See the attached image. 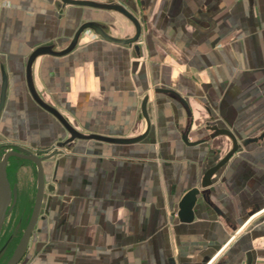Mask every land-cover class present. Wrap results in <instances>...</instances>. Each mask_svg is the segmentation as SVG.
<instances>
[{"label": "crops", "instance_id": "crops-1", "mask_svg": "<svg viewBox=\"0 0 264 264\" xmlns=\"http://www.w3.org/2000/svg\"><path fill=\"white\" fill-rule=\"evenodd\" d=\"M18 1L0 24L7 74L0 129L35 144L52 138L49 118L57 120L32 100L18 44L47 43L88 19L109 28L123 23V33L107 29L115 37L133 28L117 12L60 14L53 0ZM114 1L141 23L140 56L87 29L71 52L36 58L34 84L66 99L87 130L109 136L143 131L139 105L148 94L149 134L132 144L82 140L58 162L41 219L46 246L30 264H244L248 250L251 264H264V136L241 145L214 173L213 189L205 190L210 202L198 198L192 221L175 216L208 151L221 158L231 147L223 135L186 145L180 132L189 120L191 141L205 135L208 111L239 140L264 131V0ZM158 86L185 98L189 116Z\"/></svg>", "mask_w": 264, "mask_h": 264}, {"label": "water", "instance_id": "water-1", "mask_svg": "<svg viewBox=\"0 0 264 264\" xmlns=\"http://www.w3.org/2000/svg\"><path fill=\"white\" fill-rule=\"evenodd\" d=\"M66 5H74V6H82V7H91L96 9L103 10H111L121 14L124 18H126L133 26V33L127 37H115L111 35L107 29L108 26L104 22H100L93 19L84 20L78 24V26L74 29L70 39L67 44L62 48L56 49L57 43L50 42L39 44L31 49L28 53L25 65H24V76H25V84L27 90L31 96V98L35 101L37 105H39L42 109L50 113L64 128L67 132V137L55 141L53 145L48 148L37 149L36 151H32L29 149L15 147V149H11L6 151L0 157V231L4 222L6 215L11 211L12 207L16 201V185H10L8 178L6 176L5 167L7 164V160L10 156H15L21 159H27L31 161L35 166V195L32 204V209L27 220L26 226L22 231L20 239L11 254V256L7 259L4 264H16L21 256L23 255L27 243L29 241L30 235L35 230H40L37 228L39 220L43 219L44 216L41 215V206L44 198V193L46 191L52 192L54 190L53 184L47 182L45 180V171L43 162L51 159L53 156L62 153L63 150H70L76 140H97L107 143L113 144H132L137 143L145 139L150 130V118L147 110V102H148V94H144L141 98L139 109L140 115L145 121V127L143 131L134 136H109L96 132H81L76 126H74L65 115L54 105L45 101L38 93L34 80H33V64L37 57L49 54L53 56H61L71 52L79 41V37L81 34L87 30H92L96 35L101 37L103 40L108 41L117 45H125L131 49V55L139 57L140 56V46L138 44L139 37L141 35V23L136 15L125 5L117 1H97V0H59V6L64 7ZM0 114L6 99V91H7V74L5 72L4 66L0 63ZM156 92L164 93L168 96H171L177 99L183 108L185 109L187 115L189 116L190 110L185 98L180 96L176 91L170 88H166L164 86H158L154 88ZM210 115V112L208 111ZM191 122L189 120L187 126L180 132L181 140L186 145H195L197 143L202 142L204 139H199L195 141H191L188 138V132L190 130ZM213 131L209 134V137L213 138L215 136L223 135L226 136L230 142V149L222 156V158L216 162L214 165L208 167L201 177L200 187H211V176L215 173L226 161L233 155L241 145H245L249 142H257L264 136V131L261 132L258 136L252 138H245L239 140L234 132L226 127L218 126L214 124L211 126ZM201 194L200 189L197 186H192L188 188L182 196L177 201V209L175 212V216L180 222H190L194 218L193 207L195 202L197 201L198 196ZM204 198V193L202 194ZM207 202H209L207 198ZM218 211L217 208H214ZM174 213V212H172ZM252 254L248 250L245 254V263L251 264Z\"/></svg>", "mask_w": 264, "mask_h": 264}, {"label": "rangeland", "instance_id": "rangeland-1", "mask_svg": "<svg viewBox=\"0 0 264 264\" xmlns=\"http://www.w3.org/2000/svg\"><path fill=\"white\" fill-rule=\"evenodd\" d=\"M97 1H109V0H97ZM110 1H114V0H110ZM52 2H53V9L55 10V12L59 11L60 14H63L64 12H66V13L71 12V14H102V13H98L95 11L93 12V10H101V11L103 10V9H96V8H91V7H83L82 8V6L78 7V6H74V5H67V6L61 8V7H59V0H53ZM26 5H28V4H26ZM31 5H33V3ZM20 7H21V3L18 0H1V2H0V14H1L0 24H1V27H2L3 22L9 18L8 14H11L12 12H14V10L15 11L19 10ZM140 9L143 10L144 7L140 6ZM91 10L93 13L91 12ZM103 11L115 12V11H111V10H103ZM104 14H106V13H104ZM115 14H117V13H115ZM119 17H121V16L119 15ZM124 20H126V19L124 18ZM129 24L131 25V28H133L132 24L131 23H129ZM110 26L112 27V28L110 27L112 30L116 31V29H117L118 33L124 32L125 26L121 22H118L117 24H113ZM110 28L108 26V29H110ZM73 31H74V27H71V31H69L68 34L55 36L51 40H49V42H47V43L56 42L57 43L56 49L62 48L64 45L67 44V42L70 39ZM1 32H2V30L0 29V36H1ZM28 39H30V38H28ZM18 45H20L21 48L24 50V53H23V56L21 59L22 63L24 64L28 53L31 51V49L34 46L37 45V43H33V40L30 39V40H28L27 43L23 42L21 44L19 43ZM4 58H5L4 52L0 51V59H4ZM37 83H38L39 95L45 101L49 102L52 105H55L65 115V117L74 126H76L81 132H83V133L91 132V131L87 130L78 121L76 115L71 110V106L68 104L66 99L57 100L52 94H50V93L48 94L42 89L39 81ZM44 114H46V113H44ZM49 120H51V123L53 124L52 128H54L52 138L49 139V138H47V136L46 137L44 136L45 138L42 139L41 141L39 140L38 143H35L33 145H29V148L32 149L33 151H36L37 149L48 148L51 145H53L55 143V141L67 137V135H68L67 132L64 130V128L62 126L57 124L58 121L56 122V121H54V119H51V118H49ZM0 134H2L1 129H0ZM13 140H15L16 143L17 142L19 143V141H22V140L26 141V139L25 140L24 139H13ZM13 140L11 142L15 143ZM17 140H19V141H17ZM80 141H82V140L79 139V140L74 141V144L70 150H63L62 153L53 156L49 160H46L47 163H46V169H45V180L47 182H54L53 179L55 177L56 165L58 164V162L62 158H65V157L71 155L73 148L75 147V144H77ZM146 142H148V141L146 140ZM26 160L20 161V160H14L13 159L10 162V166L13 169V171L11 173V180L14 182L16 181L18 183L20 190L18 193L17 203L15 206H13L14 208L11 209V211L6 215L5 223H8V222L11 223L12 221H14V219H16L15 215H16L17 211L26 210V212H27V210H28V212H29V209L32 206V203L34 200V195H35V188H36L35 187L36 186L35 185V166L31 161H29V160L26 161ZM54 193H55L54 191H52V192L46 191L45 192V195H44L45 196V202L43 204V208L41 207V213H40L41 215H43V216H44V214L46 215V213L44 212L45 203H50L52 201V198L54 197L53 196ZM26 218H27V216H26ZM41 221L42 220H39V223L37 225V228H39V229L42 228V225H41L42 222ZM42 239L43 238L41 236L40 230H38V231L35 230L31 236V238H30L29 248L27 249L24 256L16 264H30L32 258L36 255V253H38L41 249L44 248V246H46V243H44ZM5 260H6V257L4 256V258L0 259V264H2Z\"/></svg>", "mask_w": 264, "mask_h": 264}, {"label": "flooded vegetation", "instance_id": "flooded-vegetation-1", "mask_svg": "<svg viewBox=\"0 0 264 264\" xmlns=\"http://www.w3.org/2000/svg\"><path fill=\"white\" fill-rule=\"evenodd\" d=\"M214 124H217L219 126V124L215 120V118H213L211 116V114L210 115L208 114L207 120L204 122V124L201 127V130H202L203 133H205V135H202L200 137V139L206 138L202 142L210 141L211 139H213V138L209 137V134L213 131V129H211V126L214 125ZM12 140L13 139H11V137L7 136V134H5V133L0 134V157L6 151L11 150V149H15V147H21V148L32 150V149L29 148V145H33V144H31V142H29L27 140L26 141L17 140V141H19V143L18 142L16 143L15 140H13L15 143H12L11 142ZM221 158L218 157V151L216 149H210L208 151V153L206 154V156L201 161L200 166H201V171L202 172H201V174L199 176L198 181L194 185H192V186H197L200 189V191H201V194L198 196V198L202 197L203 196L202 194L204 193V195H205L204 199L207 200L208 196L206 195L207 193L205 192V190L207 189L208 191H211L213 189V175H214V173L211 176V181H212L211 187L210 186L204 187V188L200 187L201 177L203 175V172L208 167L214 165ZM13 159L14 160H20V161H25L26 159H21V158L15 157V156H10L8 158V160H7V164H6V167H5L6 176L8 178V181H9L10 185L11 186L13 184L16 185V201H15V204H14V206H15L16 203H17L18 193H19L20 188H19L18 183L16 181L14 182V181L11 180V173H12L13 169L10 166V162ZM192 186H190V187H192ZM198 198H197V200H198ZM168 200H169V206L172 209L175 203L171 202L172 201V196H171L170 193L168 194ZM13 208L14 207H12V209ZM31 209H32V206L29 209V212L27 210L28 213L26 212V210L17 211L16 215H15L16 219H14V221H12L11 223L10 222L5 223L6 219H4V222H3V225H2V228H1V231H0V259L4 258V256H5L6 260L2 264H4L7 261V259L11 256V254L13 253V251H14V249H15V247H16L19 239H20L22 231H23V229L26 226V223H27V220L29 218ZM26 216H27V218H26ZM32 234L30 235V238H31ZM30 238H29V241L27 243V246H26L25 251H24L23 255L21 256V258L24 256V254L26 253L27 249L29 248Z\"/></svg>", "mask_w": 264, "mask_h": 264}]
</instances>
